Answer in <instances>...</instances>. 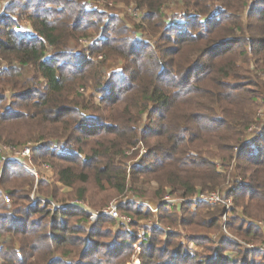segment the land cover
<instances>
[{"label":"trees","instance_id":"1","mask_svg":"<svg viewBox=\"0 0 264 264\" xmlns=\"http://www.w3.org/2000/svg\"><path fill=\"white\" fill-rule=\"evenodd\" d=\"M106 1L146 11L143 29L159 38L133 36L88 0H11L0 14V144L36 142L33 164L55 163L57 181H38L0 154V264H127L135 244L140 264H264V130L252 131L264 104V0ZM170 1L184 11L169 18ZM112 60L123 70L102 76ZM90 84L97 105L79 92ZM140 147L139 159L128 155ZM91 182L113 200L97 207L78 188ZM214 192L232 199L226 229L238 239L222 234V206L161 204L149 228L153 213L125 203L119 213L132 222L116 233L117 220L87 230L90 214L65 207Z\"/></svg>","mask_w":264,"mask_h":264},{"label":"rangeland","instance_id":"2","mask_svg":"<svg viewBox=\"0 0 264 264\" xmlns=\"http://www.w3.org/2000/svg\"><path fill=\"white\" fill-rule=\"evenodd\" d=\"M10 1L11 0H0V14L3 13V11L5 10V7L8 5V3ZM88 2H89V4H91L92 8H96L100 12L101 11L105 12L107 15L113 16V18H117V19L119 18V19L123 20L124 22H126L130 26L133 36L141 34L142 39L148 40L150 42L151 41L154 42L157 38H159L156 35L152 36L153 34L151 35V33L144 31V29H143L144 25H142V18H143V16H144V18L146 17L145 14L147 12L146 11L144 12V10L137 9L135 7V5H126V4H122L121 2L120 3L107 2L106 0H88ZM105 2H107L108 4H106ZM163 11L170 18V17H173V15H176L178 13L183 12L184 6L182 5L181 2L178 3L177 1H170V2H167L166 4H164ZM24 25H25L24 27L30 26L29 23H26ZM99 37H100V34L91 36L90 38H82L77 43L76 48L79 49L80 51H83V50L87 49L88 47L95 45V43ZM100 59L101 58L97 59L96 63H98L100 61ZM101 70H100V72H101L102 76L104 75V76H107V78H109L112 74H117V73H119V71L123 70V63L119 60H112L111 62H108V64H106V66H104V68H101ZM79 92L81 93V95H83L87 99V101L91 100L92 102H94V104H96V105L99 104V102H100L99 99H100L101 94H99V91L97 90V87L95 86V84H90L87 89L86 88H80ZM7 97L8 98L10 97V99H11V95H9V93L7 94ZM260 104H261V107H260V109H258V117L260 119V123L256 127V129H258V131L255 132L256 135L259 134L258 132H260V131L263 132L262 130H264V104L261 101H260ZM55 140H58V139H55ZM38 146L39 145L36 142H28L25 146H21V147H19V146L9 147V146H6L4 144H0V154H6L5 155L6 157L12 156V155L14 156L15 152H23L26 150L25 148H27V147L31 148L29 156L26 155L25 158L28 159L30 166L32 167V170H35L36 174H38V176L34 175L35 178L38 181L44 180V181H47L49 184H53V183L55 184V182H57L56 177H55L56 173L53 169V167L55 166L54 165L55 163H53L51 161H47V162L46 161L45 162L39 161L38 166L33 164V153ZM7 150H9V152H7ZM142 150H144V148L140 147L138 150H136V152H134V154L128 153V155L134 156L136 153H138V155H139L138 159H139L140 156H142V153H143V152H141ZM216 163H219L222 165L223 161L220 158H218ZM221 171H223V170H221ZM92 182L89 183V185L79 183L78 188L88 187V189L90 191L89 199L95 201V203H97L96 204L97 207L100 206V204H102L103 202L106 203V202H110L111 200H113V199L110 200L109 198L107 199V197L104 196L103 193H99L97 191V189H95L93 187ZM227 188H229V186H226L224 188V191H226ZM60 191L63 194L70 195V199L75 198V193L73 190H68V189L65 190L64 188H61ZM222 193H224V192H222ZM39 196H40V194L38 193L37 186H35L34 191L31 193L32 202L35 199L39 200V198H40ZM61 197H64V196H61ZM127 198L136 199L133 195H129V196H127ZM137 200H139V199H137ZM133 201H136V200H133ZM143 201L158 203V202L153 201V200L151 201L150 199H146ZM73 202H77V201L75 200ZM73 202H70V203H73ZM10 203H12V202L10 201ZM225 205L222 204V205L214 206V207L211 206V211L217 210V208L220 206L225 207ZM231 207L234 208V203H233V206L231 205ZM89 208L93 212L102 211V210H98V211L93 210L91 207H89ZM224 211L225 210L223 208V214H222L223 232H222V234L225 236L231 237L232 235L227 231L226 226H227L228 219L233 214V211H232V209L228 210L227 211V217H224V213H226ZM153 221H155L154 215H152V220L148 221L147 223L153 222ZM93 225H95V223H93L92 221L89 222L86 225L87 230H90L91 228H93ZM119 225H120V223L117 221V223L114 225H111L109 227V229H112L116 233L120 229ZM142 233L143 232L140 231V234H142ZM203 234H205V232L202 230H199L196 235H203ZM219 237H220V235L214 236V238H216V239H218ZM232 238L234 239L236 237L232 236ZM236 239H238V238H236ZM143 240H144V237H143ZM262 242L264 244V239L262 240ZM189 246H191L192 251L198 250V248L195 247L194 245L189 244ZM253 247L254 246H250V248H252V249H253ZM263 248H264V246H263ZM132 259H133V257L129 260V262L127 264H130ZM137 260L139 261L138 256H137ZM0 263H1V261H0Z\"/></svg>","mask_w":264,"mask_h":264},{"label":"built area","instance_id":"3","mask_svg":"<svg viewBox=\"0 0 264 264\" xmlns=\"http://www.w3.org/2000/svg\"><path fill=\"white\" fill-rule=\"evenodd\" d=\"M252 131L253 133H255L256 131H258V129H256L255 127L252 129ZM25 149L26 150L23 152H15L14 156L12 155V156L6 157L5 156L6 154H1V156L6 161V163L17 164L23 167L26 171L32 173L35 176H38V174H36V171L32 170V167L30 166L28 159L25 158L26 155L29 156L31 148L27 147ZM7 152H9V150H7ZM141 152H143L142 155L146 153L145 150H142ZM4 200L6 204L10 207L11 203H10L9 198L7 196H4ZM133 200H136V201H133ZM38 201H39L38 199L33 200L32 205L36 204V202ZM129 202L136 203L138 205H144L153 213V215L155 216V221L147 223V227L149 228H157L159 226L157 215H158V211H159L161 204H166L168 208L170 209L176 208L177 210H180L182 203L184 204L188 202L193 203L194 206H197L198 204H202V203L208 204L213 207L226 204L224 207V210H225L224 212H226L224 213V217H227V211L232 209L231 205L233 206L232 199L227 198L225 194H222L220 192H214L210 194L198 193L191 199H180L176 195L167 194L164 197V200L162 201V203H152V202H147V201H142V200H137V199L126 198L125 200H122V201H118V200L114 201L113 203L110 204V206H108L107 208L103 209L100 212H93L86 204L80 201L73 202L65 207L78 208L81 211H84L90 214L91 216L90 219L93 223H96L100 218L110 217L112 219L117 220L120 224H124L127 226L132 222V219L128 216L121 215L119 213V207ZM134 248H135L134 256L130 264H140V262L137 260V256L140 253L139 244H135Z\"/></svg>","mask_w":264,"mask_h":264},{"label":"crops","instance_id":"4","mask_svg":"<svg viewBox=\"0 0 264 264\" xmlns=\"http://www.w3.org/2000/svg\"><path fill=\"white\" fill-rule=\"evenodd\" d=\"M25 29H28L27 27H25Z\"/></svg>","mask_w":264,"mask_h":264}]
</instances>
